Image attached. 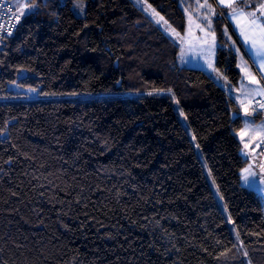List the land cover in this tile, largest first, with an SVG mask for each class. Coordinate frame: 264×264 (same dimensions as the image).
Returning a JSON list of instances; mask_svg holds the SVG:
<instances>
[{
    "label": "trees",
    "instance_id": "obj_1",
    "mask_svg": "<svg viewBox=\"0 0 264 264\" xmlns=\"http://www.w3.org/2000/svg\"><path fill=\"white\" fill-rule=\"evenodd\" d=\"M146 1L186 32L181 0ZM246 3L260 14L264 0ZM30 4L0 45V97L14 84L105 96L0 101V264H264V206L242 183L244 119L227 90L182 67L132 0ZM225 28L218 17L216 67L237 87Z\"/></svg>",
    "mask_w": 264,
    "mask_h": 264
},
{
    "label": "rangeland",
    "instance_id": "obj_2",
    "mask_svg": "<svg viewBox=\"0 0 264 264\" xmlns=\"http://www.w3.org/2000/svg\"><path fill=\"white\" fill-rule=\"evenodd\" d=\"M29 1L31 0H13V5L20 17L36 9V5H34V8H29ZM132 1H134L137 6L142 8L169 37L180 45L182 50L180 52L179 62L182 67L197 68L206 71L216 80L218 84L227 90L233 99H240V104L243 106L241 115L244 118V128L238 133V138L243 144V155L248 160V164L245 169H249L251 173H254V176H248V173L244 172V169L242 172V183L245 187L253 189L259 193L264 206V119L258 122L255 121L256 112L253 109V100L250 105L252 91L249 86L245 87L243 85V78L245 77V74H242L243 78H241L240 81L241 88H239L238 86H232L216 67L219 41L215 32L214 24L218 19V14L214 10V7L210 4L209 0H207V4L205 3V0H181L182 7L187 16V30L184 34H181L177 32L158 11L152 8L146 0ZM207 5H211V8ZM80 14L83 15V13ZM225 32L226 35L230 37L232 42H234L232 46L235 48L240 60H242L241 52L234 41L233 36H231L227 28H225ZM10 89L15 93L13 95L9 94L0 97V101H75L105 96L100 94L83 93L63 95L43 94L39 89L24 88L19 84H14ZM181 119L186 125L185 117L182 113ZM206 172L214 190L217 193V189L207 168ZM244 176H248L247 182L244 180ZM219 200L222 207H224L220 197ZM224 211L227 212L225 207ZM229 221L232 225L231 219H229Z\"/></svg>",
    "mask_w": 264,
    "mask_h": 264
},
{
    "label": "crops",
    "instance_id": "obj_3",
    "mask_svg": "<svg viewBox=\"0 0 264 264\" xmlns=\"http://www.w3.org/2000/svg\"><path fill=\"white\" fill-rule=\"evenodd\" d=\"M210 4L214 7V10L218 14V17H222L225 22V27L228 29L231 36H233L234 41L236 42L242 56V60L238 57V67L241 71V75L244 73L245 77L243 78L244 86L251 88L252 96L250 100H254L257 97H261L264 95V66H261L257 59L254 57L253 52L251 50V45L245 44V38L248 36H254L259 38L260 30L256 27V25H252L250 23L251 17L247 16L249 11L236 7V4L233 7L237 8V15H231V9L219 4L217 0H209ZM238 2V0H237ZM243 10L245 15H239V12ZM260 16V14H257ZM259 23V21H258ZM215 24V23H214ZM241 31L245 33L244 36L241 35ZM234 43V42H233ZM180 47V52H181ZM241 61V62H240ZM241 88V83L238 85ZM234 100L240 106V114H242L243 106L240 104V99L234 98ZM264 115V114H262ZM242 116V115H241ZM257 113L255 114V121H260L263 119L256 120ZM243 117V116H242ZM244 119V118H243Z\"/></svg>",
    "mask_w": 264,
    "mask_h": 264
},
{
    "label": "snow or ice",
    "instance_id": "obj_4",
    "mask_svg": "<svg viewBox=\"0 0 264 264\" xmlns=\"http://www.w3.org/2000/svg\"><path fill=\"white\" fill-rule=\"evenodd\" d=\"M217 2L229 9H231V15L235 16L237 15V8L233 7L234 4L237 3V0H217ZM239 4L242 5L243 8L250 7L251 5L249 3H246V0H238ZM205 3L207 4V0H205ZM209 8H211V5H207ZM34 5H29V8H34ZM259 11L260 16L256 15V12H248L247 16L251 17L250 23L252 25H256V27L260 30V36L259 38H256L254 36H248L245 38V44L251 45V50L253 52L254 57L257 59V62L264 66V3L259 5ZM239 15L243 16L245 13L243 10L239 12ZM259 21V23H258ZM166 23V22H165ZM241 35L244 36L245 33L241 31ZM244 172L248 173V176H254V173H251L249 169H245ZM248 176H244V180L248 181Z\"/></svg>",
    "mask_w": 264,
    "mask_h": 264
},
{
    "label": "built area",
    "instance_id": "obj_5",
    "mask_svg": "<svg viewBox=\"0 0 264 264\" xmlns=\"http://www.w3.org/2000/svg\"><path fill=\"white\" fill-rule=\"evenodd\" d=\"M18 24L19 15L13 0H0V45L15 31ZM252 105L257 114H264V95L255 98Z\"/></svg>",
    "mask_w": 264,
    "mask_h": 264
}]
</instances>
